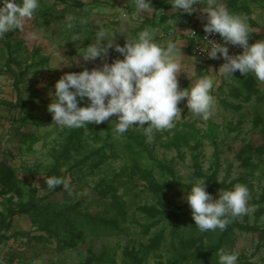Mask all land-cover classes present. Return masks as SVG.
Here are the masks:
<instances>
[{
    "label": "rangeland",
    "instance_id": "obj_1",
    "mask_svg": "<svg viewBox=\"0 0 264 264\" xmlns=\"http://www.w3.org/2000/svg\"><path fill=\"white\" fill-rule=\"evenodd\" d=\"M219 2L248 17L257 29L252 37L264 34V0ZM151 6L136 17L135 0H40L24 31L0 38L5 264H218L220 249L238 253L237 264H264V82L238 71L235 80L215 74L213 116L204 122L182 101V120L155 132L151 142L139 128L118 136L115 116L68 129L47 111L63 75L123 59L110 49L104 60L77 63L81 47L103 30L115 32L123 46L150 27L162 47L174 41L185 59L193 56L186 34L203 29L202 14L175 13L169 0H151ZM197 6L206 8L207 0ZM181 63V89L218 71L198 60L195 69L190 59ZM52 176L68 187L48 188ZM198 181L214 198L220 189L245 184L254 212L223 231L200 232L185 199Z\"/></svg>",
    "mask_w": 264,
    "mask_h": 264
},
{
    "label": "clouds",
    "instance_id": "obj_2",
    "mask_svg": "<svg viewBox=\"0 0 264 264\" xmlns=\"http://www.w3.org/2000/svg\"><path fill=\"white\" fill-rule=\"evenodd\" d=\"M169 3L175 13L191 15L199 11L202 14L206 21L203 25L206 42L199 50L209 59L224 61L218 71L210 69L211 74L199 75L190 88L181 89L178 80L182 73L181 61L190 59L195 69L196 56L185 59L181 47L174 41L162 47L155 41L156 30L150 27L134 40L126 39L123 46L115 43V32L103 30L94 42L81 47L77 63L104 60L110 49L123 59L66 73L57 80L47 105L56 126L87 128L89 124L99 125L115 116L118 136L139 128L151 142L155 132L172 130L176 122L182 120L179 107L182 101L186 100V108L204 122L213 116L215 74L235 80L233 75L238 71L242 76L251 74L264 82V38L249 44L250 36L257 29L251 27L247 16L231 12L219 0H207L204 9L197 6L200 0H169ZM39 8L40 0H0V38L14 30L24 31L26 22L35 17ZM135 9L136 17L154 10L151 0H135ZM189 32L196 37L194 32ZM214 34H218L222 42L210 39ZM228 45L238 46L242 51L230 54ZM46 183L50 189L61 184L68 187L66 179L55 176L48 177ZM250 197L249 188L236 183L230 190L220 189L214 198L206 191L205 181H198L192 183L185 199L195 228L203 233L223 231L232 219L251 215L255 209L249 205ZM238 259V253L226 249L218 251V264H237ZM0 264H5L3 259Z\"/></svg>",
    "mask_w": 264,
    "mask_h": 264
},
{
    "label": "built area",
    "instance_id": "obj_3",
    "mask_svg": "<svg viewBox=\"0 0 264 264\" xmlns=\"http://www.w3.org/2000/svg\"><path fill=\"white\" fill-rule=\"evenodd\" d=\"M189 31H192L196 34V37L192 36L190 32H188L186 34V38L188 40V42L190 43V50L193 54V56H196L197 57V60L205 65V66H208V67H211V66H216L220 61H222V59H217V60H212V59H209L207 58V55L206 54H201L200 53V47L203 48L205 47V45L203 44L204 42V37H205V33L203 31V29H199V28H192L191 30ZM210 39L216 41V42H222L221 41V38L219 37L218 34H214L210 37ZM260 39H249V44H254L256 43L257 41H259ZM229 47V52L230 54H237L239 52L242 51V49H240L238 46H232V45H228Z\"/></svg>",
    "mask_w": 264,
    "mask_h": 264
},
{
    "label": "crops",
    "instance_id": "obj_4",
    "mask_svg": "<svg viewBox=\"0 0 264 264\" xmlns=\"http://www.w3.org/2000/svg\"><path fill=\"white\" fill-rule=\"evenodd\" d=\"M262 36H264V34H261V35H259V34L255 35V34H254V36H253V37L250 36L249 39H260V37H262ZM186 41L188 42L187 38H186ZM222 63H224L223 60L220 61L216 66H211V67H215V68H218V69H219V67H220V65H221Z\"/></svg>",
    "mask_w": 264,
    "mask_h": 264
},
{
    "label": "trees",
    "instance_id": "obj_5",
    "mask_svg": "<svg viewBox=\"0 0 264 264\" xmlns=\"http://www.w3.org/2000/svg\"><path fill=\"white\" fill-rule=\"evenodd\" d=\"M264 38V36L260 37V39Z\"/></svg>",
    "mask_w": 264,
    "mask_h": 264
}]
</instances>
